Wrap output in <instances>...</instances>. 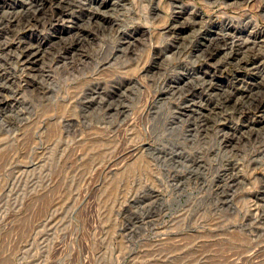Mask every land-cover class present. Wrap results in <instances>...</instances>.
<instances>
[{
    "label": "rangeland",
    "instance_id": "374dc122",
    "mask_svg": "<svg viewBox=\"0 0 264 264\" xmlns=\"http://www.w3.org/2000/svg\"><path fill=\"white\" fill-rule=\"evenodd\" d=\"M0 264H264V0H0Z\"/></svg>",
    "mask_w": 264,
    "mask_h": 264
},
{
    "label": "bare ground",
    "instance_id": "6f19581e",
    "mask_svg": "<svg viewBox=\"0 0 264 264\" xmlns=\"http://www.w3.org/2000/svg\"><path fill=\"white\" fill-rule=\"evenodd\" d=\"M175 32V31H174ZM177 33V32H176ZM177 37V36H176ZM180 39V38H179ZM163 119V118H162ZM160 125V124H159ZM159 128V127H158ZM160 130V129H159ZM52 135H53V133H51ZM163 137V136H162ZM168 137H170V136H168ZM168 139V138H167ZM165 143L167 144V143H170V140H165ZM173 143V142H172ZM172 146V145H171ZM169 147V146H168Z\"/></svg>",
    "mask_w": 264,
    "mask_h": 264
}]
</instances>
